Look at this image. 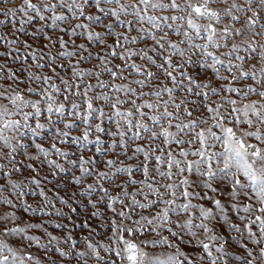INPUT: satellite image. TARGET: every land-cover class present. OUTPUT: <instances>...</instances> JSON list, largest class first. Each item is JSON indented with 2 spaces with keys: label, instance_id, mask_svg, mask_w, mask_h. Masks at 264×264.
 <instances>
[{
  "label": "snow or ice",
  "instance_id": "6c2138e0",
  "mask_svg": "<svg viewBox=\"0 0 264 264\" xmlns=\"http://www.w3.org/2000/svg\"><path fill=\"white\" fill-rule=\"evenodd\" d=\"M0 264H264V0H0Z\"/></svg>",
  "mask_w": 264,
  "mask_h": 264
}]
</instances>
